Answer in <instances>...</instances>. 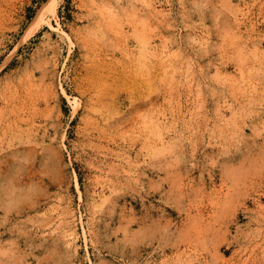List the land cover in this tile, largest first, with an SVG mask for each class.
Returning a JSON list of instances; mask_svg holds the SVG:
<instances>
[{"label":"rangeland","instance_id":"rangeland-1","mask_svg":"<svg viewBox=\"0 0 264 264\" xmlns=\"http://www.w3.org/2000/svg\"><path fill=\"white\" fill-rule=\"evenodd\" d=\"M0 0V264H264V0Z\"/></svg>","mask_w":264,"mask_h":264},{"label":"bare ground","instance_id":"bare-ground-1","mask_svg":"<svg viewBox=\"0 0 264 264\" xmlns=\"http://www.w3.org/2000/svg\"><path fill=\"white\" fill-rule=\"evenodd\" d=\"M58 1L59 0H50V2H49L48 6H50V13H52L53 16L56 15Z\"/></svg>","mask_w":264,"mask_h":264}]
</instances>
